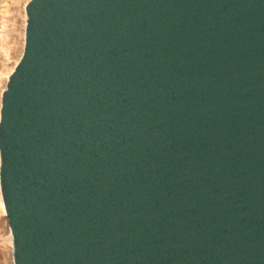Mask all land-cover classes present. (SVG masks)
<instances>
[{
    "label": "water",
    "instance_id": "obj_1",
    "mask_svg": "<svg viewBox=\"0 0 264 264\" xmlns=\"http://www.w3.org/2000/svg\"><path fill=\"white\" fill-rule=\"evenodd\" d=\"M0 104L12 264H264V0H28Z\"/></svg>",
    "mask_w": 264,
    "mask_h": 264
},
{
    "label": "rangeland",
    "instance_id": "obj_2",
    "mask_svg": "<svg viewBox=\"0 0 264 264\" xmlns=\"http://www.w3.org/2000/svg\"><path fill=\"white\" fill-rule=\"evenodd\" d=\"M27 1L0 0V104L1 93L4 90L3 87L5 88L9 72L12 71L23 51ZM1 209L0 206V264H12L11 239L9 240L11 235L5 213Z\"/></svg>",
    "mask_w": 264,
    "mask_h": 264
},
{
    "label": "bare ground",
    "instance_id": "obj_3",
    "mask_svg": "<svg viewBox=\"0 0 264 264\" xmlns=\"http://www.w3.org/2000/svg\"><path fill=\"white\" fill-rule=\"evenodd\" d=\"M27 3V2H26ZM7 53V52H6ZM4 56V55H3ZM12 69V68H11ZM11 72V71H10ZM9 72V73H10ZM5 75H7V74H5ZM6 78V77H5ZM4 83H5V81H4ZM4 86V85H3ZM3 89H4V87H3ZM2 94V93H1ZM0 206H1V210H3V205H2V201H1V196H0ZM2 215V214H1ZM4 215V214H3ZM1 218V217H0ZM4 223V222H3ZM5 224V223H4ZM0 231H1V229H0ZM2 233V232H1ZM5 236V235H4ZM4 236H3V238H4ZM9 237V236H8ZM2 238V237H1ZM6 238V237H5ZM11 239V237H9V240ZM4 241V240H3ZM2 241V242H3ZM10 243V242H9ZM5 245V244H4ZM7 250V249H6ZM10 256V255H9ZM10 258V257H9Z\"/></svg>",
    "mask_w": 264,
    "mask_h": 264
}]
</instances>
